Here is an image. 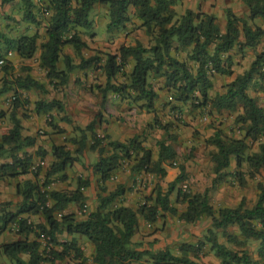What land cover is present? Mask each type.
I'll use <instances>...</instances> for the list:
<instances>
[{
  "label": "trees",
  "instance_id": "16d2710c",
  "mask_svg": "<svg viewBox=\"0 0 264 264\" xmlns=\"http://www.w3.org/2000/svg\"><path fill=\"white\" fill-rule=\"evenodd\" d=\"M243 2L249 9V15L240 17L231 8H226V27L222 31L214 14L187 10L179 16L174 8L177 0H22L23 20L37 27L44 24V35L37 30L33 35L8 38L0 31V41L4 39L2 43L5 46L0 42V59L6 57V52L10 50H15L22 59H32L39 52L40 67L54 87L68 84L75 69L100 64L107 77L101 89L102 107L107 104L108 93L113 92L122 101L141 102V106L151 111L159 99L153 81L163 79L164 87L179 103L191 102L196 109L237 113L235 123L241 126V137L226 136L221 130H216L207 142L213 146L210 153L216 176L213 186L231 176L233 161L235 175L244 184V167L251 178L264 172V142H260L264 138V108L248 93L254 82L264 90V47L257 50L264 42V28L257 23V20H261L264 24V0ZM98 3L108 5V30L125 27L135 16L140 21L138 27L145 30L150 44L138 41L134 45L124 44L117 53H107L104 58L99 54L84 57L82 51L89 45L83 33L93 28L90 13ZM46 12L49 15L43 18ZM66 46L76 51L80 57L78 64L64 54ZM236 48L242 52L246 48L253 49L255 58L245 72L227 85L224 93L212 96L210 91L214 86V76L233 75L231 54ZM61 62L63 68L60 67ZM130 63L132 67L127 73L125 69ZM2 68L6 74L14 69L9 58H6ZM118 75L126 76V81L117 82ZM46 86V82L38 80L30 72L12 81H4L0 94L13 91L14 96L11 106L7 110H0V120L8 118L11 123L0 140V157H9L12 162L0 165V178L29 174L34 164V154L25 149L35 146L38 140L23 133L22 118L25 115L20 116L19 113L23 105L29 103L23 92H42L41 97L34 101L38 114L53 116L54 109L66 113L60 100L48 97ZM63 118L69 120L67 115ZM78 130L82 133L81 139L71 138L77 144L74 151L67 144L52 146V160L43 181L38 178L42 168L39 165L38 170L33 171L35 180L26 179L19 184L18 193L22 201L16 211L7 210L12 203L0 204V233L16 224L18 234L25 237L0 245L4 254L16 259L17 264H27L19 257L22 253L30 256L28 264H63L68 259L73 264H133L140 261L144 254H149L156 264H200L196 259H200L206 246H210L221 264H264L262 182L258 183L260 192L254 206H247L243 199L236 207L217 209L211 204L207 190L197 193L178 187L188 177L185 165L181 164L179 175L170 182L168 191L163 192L159 187L155 196H147L144 204L134 208L125 204L124 197L128 191L123 183H118L112 190L107 189V183L125 163L131 166L132 174L144 172L165 178L167 164H175L178 158L173 145L167 140H159L155 158L152 149L146 147L138 137L120 141L111 139L109 135L99 136L95 132L94 121L85 128L78 127ZM89 131L93 140L91 149L98 153V159L90 167L98 181L97 205L81 219L76 213L64 210L71 203L84 208L87 196L83 188L91 184V177L83 179L80 176L77 187L70 191L51 189V186L56 179H68V169L85 152L86 133ZM256 142H260L258 149L251 151L252 144ZM47 155L43 147L38 148L36 156L41 161ZM174 192L175 200L171 198ZM178 205H183L184 209L179 211ZM26 214L41 216L45 222L33 224L25 217ZM166 214L178 216L187 225L207 218L210 226L205 237L196 244L182 243L178 254L169 248L149 253L139 250L140 243L133 242L139 220L154 224ZM230 227H236L238 234L230 233ZM63 232L85 236L94 245L91 257L86 256L76 238L60 241L58 235ZM31 234L34 239H29ZM221 234L228 242L241 246H245L250 239L259 241L258 258H254L246 249L237 250L221 242ZM40 239L47 241L43 251Z\"/></svg>",
  "mask_w": 264,
  "mask_h": 264
},
{
  "label": "rangeland",
  "instance_id": "374dc122",
  "mask_svg": "<svg viewBox=\"0 0 264 264\" xmlns=\"http://www.w3.org/2000/svg\"><path fill=\"white\" fill-rule=\"evenodd\" d=\"M12 5V10L8 9L5 11V16H0V31L8 38L19 37L24 33L30 32V29L28 30L26 28L28 23L23 20L24 9L22 7V0H15ZM107 9L108 8L106 6H103L102 8L98 7L92 10L91 19H94V14L98 18V21L101 15H103V17L100 19V23L95 27V29L83 33V38L87 42H92L97 37L99 38V41H107L111 38L112 42L108 41L109 46H103V49L98 48L95 52H92L94 50L92 48L84 49V52H87L86 58L97 54L104 58L107 53H116L118 52V47L127 43V38L131 40V43L142 41L146 45L150 44L145 30L143 28H139V22L135 20L128 22L127 26H125L126 28L123 27L124 30L122 28H120L117 32H115L116 30H113L114 33L108 30L110 17L106 11ZM43 11L44 9L42 8V12ZM48 15V12H46V15H42V17L46 18ZM224 18L226 19V17ZM35 28L41 35H44V24L40 27L34 25V29L32 30L31 28V32H35ZM131 29L134 32L133 35ZM3 41L4 39H1L0 42L2 43ZM1 45L5 47L4 43ZM262 47H264V42L257 47V50H261ZM8 52H12L9 59L14 66V69H12L11 73L6 74L2 66H0V89L4 86V81L6 79L7 81H12L15 77L24 76L28 72H30L37 79L43 80L47 84L45 71L40 67V64H38L40 55L39 52L32 59H22L15 50H10ZM8 52H6V55H8ZM75 58L80 61V57L78 55ZM231 58L234 62V73L231 76H214V86L210 91L212 96H215L218 93H224L227 85L230 84L236 76L242 74L249 68L251 62L255 58V51L253 49L246 48L244 52H242L236 48L232 51ZM63 65L64 64L61 66L62 68L64 67ZM131 67L132 64L130 63L126 66L125 71L128 73L131 70ZM27 68H29V70H27ZM90 68H92L91 76L89 79L87 78L85 82L84 80L82 81V78L78 76L79 74H77L76 82L69 81L66 85H57L56 87L49 84L52 89L48 90L49 93L53 97L54 95H57V93L71 94L75 91L83 93L92 90L93 98L89 99L90 103H92L96 97L98 98V95L96 94L97 92H99L101 96V89L105 86L107 77L103 69L100 67V64L94 67L91 66ZM116 81L124 82L126 81V76L118 75ZM153 85L159 92V99L153 110L148 111L147 108L141 106V102L135 103L128 100L125 102L126 105L123 106L120 103L108 100L107 104L103 106L101 110L95 114V116L93 115V118L90 119L89 122H95V132L99 136L109 135L111 139H125V141L133 137H138L139 141H141L146 147L152 149L155 158L157 157L159 149L157 145L159 140H167L168 143L173 145L178 153V158L177 161H175V164H167V176L165 178H159L154 174H146L144 172H141L140 174H132L130 172L131 166L125 163L117 174V177L120 178V183H123L128 191L126 193L127 197L126 195L124 197V201L126 200L125 198H127L130 206L138 208L145 203L147 196H155L159 187L163 192L168 191L170 182L175 180V178L179 175L180 165L184 164L188 177L185 182L179 184L178 187H182L183 190L197 193H204L207 190L211 204L217 209L222 207H236L243 199L245 200L247 206H254L258 200L260 192L258 183L262 182L264 185V172L257 174L254 178H251L247 173V168L244 167L242 172L244 173L245 183L241 184L239 176H237V174L235 175L236 167L235 161H233L230 169L232 171L231 176L213 186V180L216 177L213 169L214 164L210 159V153L213 150V146L208 144L207 139L211 137L216 130H221L226 136L236 138L241 137L243 135L241 126L235 123L237 113H230L229 111L218 112L216 110L210 111L209 109H196L193 107L191 102L183 104L173 99L171 97V93L164 87L163 79H155L153 81ZM41 93L42 92L37 91L23 92L24 98L29 100V103L23 105L22 108L24 110L23 115L25 116L23 118H25V120L28 113L33 112V102L41 97ZM248 93L250 96L256 98L258 103L264 108V90L259 89L256 82H254L248 89ZM13 96V91L0 94V110H7L11 106ZM66 115L69 117V114L66 113L58 114L57 123L54 115L52 116L49 114L40 117L39 121L35 122L37 138L40 139L41 142L42 139L51 140V135L54 133L55 137L52 139L53 143H55L54 140L62 143V145L63 143H66L67 147L74 151L77 148V144H74L71 141V138H75L77 140L81 139L82 133L78 130V127L85 128L87 124H79L76 123V121L74 122L72 119L66 120L63 118H66ZM2 121L3 127L6 129L9 128L11 124L10 120L5 118L2 119ZM60 121L65 123L64 125L66 128L59 126ZM162 127H167V129ZM61 135L66 136V138ZM86 136L87 145L85 152L79 156V161L74 163V165L68 169V173L70 177H72V180L69 182L67 181L64 184L60 183V186L58 184L61 180L56 179L54 181L55 185L70 191L77 186L78 178L80 176L83 177V179L92 177L91 184L89 185L90 194L88 197L94 199L89 202L86 201L84 208L82 207L83 209H80L83 214L88 213L89 206L93 204V201H96L97 203L98 193L97 176H95L90 170L91 165L98 159V153L97 151L91 149V143H93V140L91 139V132H87ZM107 141L108 140L105 142ZM260 142H264V138H261ZM260 142L252 144L251 151L257 150L258 143ZM44 161L49 162L47 156ZM40 179L44 180V177ZM107 189L112 190V179L107 183ZM171 198L173 200L176 199V192L172 194ZM78 207L80 208V206ZM178 209L179 211H182L184 206L178 205ZM168 218L172 219V222L169 221ZM36 220H40V218L36 217ZM161 220L165 221V224H163L164 226L161 225V221L160 223H156L154 226H156V230L167 233V236L168 233L171 234V232L174 231L188 234V236L182 235V239L179 241L180 244L175 245L177 248L180 247L183 241L192 238L191 231L199 232L200 235L197 236V238L203 239L207 228L210 226V220L207 218H204L196 224L190 225L183 223L178 216H171L167 214L164 215ZM172 226L174 229L171 228ZM151 228L153 229V227ZM229 232L238 234V229L236 227H230ZM194 238L195 237H193V239ZM194 240L196 241V239ZM219 240L221 242H225L234 249H246L254 258H258L260 242L257 240H247L245 246L228 242L227 238L222 234L220 235ZM209 254L207 253L204 255V258L207 259L208 256H210ZM209 264H221V260L219 258H211Z\"/></svg>",
  "mask_w": 264,
  "mask_h": 264
},
{
  "label": "crops",
  "instance_id": "0c3cea01",
  "mask_svg": "<svg viewBox=\"0 0 264 264\" xmlns=\"http://www.w3.org/2000/svg\"><path fill=\"white\" fill-rule=\"evenodd\" d=\"M14 1L15 0H10V2L3 3L2 0H0V16L1 15L5 16L6 10H8V9L12 10V6H13L12 4ZM101 6L102 7L106 6L108 8V5L98 3V4H95V6L93 7L92 10H94L95 8H98V7L102 8ZM174 8H175V10L179 16L183 15L187 10H192L194 12H203V13H208V14H214L218 19V23H219L222 31L225 30V27H226V19L224 18V17H226V12H225L226 8H231L234 11V13L240 17H247L249 15V9L245 5L243 0H177V3H176ZM106 11L108 13V9ZM131 11L133 12V8L131 9ZM102 17H103V15L100 16L99 21H98V18L94 14V19H91V13H90V19L94 22V26L91 30L95 29V27L97 25H99L100 19ZM133 20L140 23V21L135 16H132L131 21H133ZM257 21H258V23L260 21L259 24L261 26H263V28H264V24L262 23V21L261 20H257ZM34 25L35 24L28 23L26 25V28L28 30L30 29V32L24 33V34L33 35L37 30L35 28V32H31L34 29ZM125 26H127V23ZM31 28H32V30H31ZM122 29L124 30V28H122ZM118 30L119 29H117L115 32H117ZM131 31H132V29H131ZM133 34H134V32L132 31V35ZM127 39H128V41H127V43H125V45H134L137 43V42L131 43V40L129 38H127ZM108 41L112 42V39L109 38L107 41L106 40H104V41L100 40L99 41V38L97 37L92 42H87V43L89 45V48L94 49L92 52H95V50L98 48L103 49V46H109ZM139 42H142V41H139ZM120 47H118V50ZM64 54L69 55L73 59L74 64H78L80 62L75 58L77 56V53L73 49V47L66 46L64 48ZM86 54H87V52L85 53L83 50L82 55L84 57H86ZM38 64H40V62H38ZM62 64H63V62L60 63V67L62 66ZM91 73H92V68L75 69L71 73L69 81L76 82L77 74H79L78 76H80L82 78V81L84 80V82H85L87 78L88 79L90 78ZM45 74H46V72H45ZM40 81L44 82L43 80H40ZM46 87L48 90L51 89V86H49V80L48 79H47V86ZM49 94H48V97H50V99L55 98V99L60 100L65 106L66 114H69V119H72L74 122L76 121V123H79V124L82 123V124L88 125V123L90 122V119L93 118V115L95 116V114L97 112H99V110H101V108H102L101 96H100L99 92L96 93L98 95V98L96 97L94 99V101H92V103H90L89 99L93 98V91L92 90H90L89 92H83V93L82 92H76V91L72 92L71 94H64V93L59 94V93H57V95L53 94L54 95L53 97L51 96V94L50 95ZM108 100H111L112 102H115V103L116 102L120 103L123 106L126 105V103H125L126 101H122L119 98V96L113 92L108 93ZM3 110H5V109H3ZM58 113L62 114L65 112H60L57 109H54L52 111V114L54 115L56 123L58 122V120H57ZM19 114H20V116L22 114H24V110L21 109ZM45 115H49V114H38L35 111V106H34L33 112L28 113V116H26V120H25V118H22V125L24 128L23 133L25 135L37 137V134H36L37 129H36L35 122H38L40 117H43ZM2 122L3 121L0 120V140H1L2 135L5 134L9 130V128L6 129L3 127ZM64 124H65L64 122L60 121L59 126L62 128H66V126ZM80 126H82V125H80ZM51 136L53 139L55 137V134L53 133V135H51ZM61 136H63V135H61ZM63 137L66 138V136H63ZM52 139L51 140L42 139V142H41V140L37 138L38 143L35 146L27 147L25 149V151H27L31 154H34V164L31 168V173L21 175V176H16V177H8L7 176V177L0 178V204L7 203V202L12 203V206L7 207L8 211H16L17 210L19 203H21V201H22V196L18 193V186L20 183H22L26 179L35 180L33 171L34 172L37 171V168L39 165H41L42 170H41L38 178L39 179L43 178V177L45 178V172H46L48 166L50 165V161L52 160V155H51L52 146L54 144L62 145V143L56 142L55 140H54L55 143H53ZM116 140L125 141V139H122V140L116 139ZM63 144H66V143H63ZM39 147H43L48 152L47 157H48L49 162L41 161L40 157L36 156L37 150ZM10 162H12L11 158L6 157V156L0 157V165L5 164V163H10ZM168 172H169V170H168ZM67 174H68V179L65 181H62V182L60 181L58 184L59 186L61 184L66 183L67 181L69 182L72 180V177H70L68 171H67ZM117 174L112 177V189H114L115 186L118 183H120V178L117 177ZM91 179H92V177H91ZM58 185H55V183L53 182L51 189L65 190L62 187H59ZM76 187H74L73 190ZM83 191H84V194L88 197L90 194L89 186L86 188H83ZM126 197H127V195H126ZM92 199H94V198L88 197L87 201L88 202L92 201ZM125 199H126L125 204L129 205L127 198H125ZM96 205H97L96 201H93V204L90 205L91 207L89 206L88 212L92 211L96 207ZM78 206L79 205L77 203H71V204L67 205L64 212H73V213H76L78 218H81V219L85 218L86 214H83V212L80 210V208ZM25 217H28L29 221L32 222L33 224H39V223L45 222L44 218L41 216H38V215L26 214ZM36 217H39L40 220H36ZM168 220L172 222V219L168 218ZM160 221L162 222L161 225L165 224V221L161 220V219L158 220L157 222H155L154 224H149L144 219H140L139 220V229H138L137 233L135 234V236L133 237V242L140 243V245L138 246V249L141 251H145V253L146 252L147 253L157 252V251L166 250L167 248H169L174 254H178L179 248H177L175 245L180 244L179 241L182 239L181 238L182 235L188 236V234L187 233L183 234V233H180L178 231H174V232H171V234L168 233V236H167V233H165L164 231L156 230V226H154L156 223H158V222L160 223ZM151 227H153V229ZM171 228L174 229L173 226ZM191 233H192L191 234L192 238H189L188 240L183 241L182 243L188 242L191 244H196L199 240H201V238H197V236L200 235L199 232L191 231ZM193 237H195L194 239H196V241L193 239ZM58 238L60 241H66V240H69L72 238H76L79 245L82 247L86 256H88V257H91V255L94 252V245L85 236L68 235L66 232L65 233L63 232L62 234L58 235ZM20 239H25V237L18 234V226L16 224H12L11 226L8 227L7 230L0 233V245L4 244V243L14 242V241H17ZM29 239H34V235L31 234L29 236ZM40 241L42 243L41 250L43 251V249L47 245V241L44 239H40ZM206 247L204 248V250H206V251H204V253L203 252L201 253L200 259H196L197 262H199L200 264H209V261L211 260V258L212 259H218V257H216L214 252L211 250L210 246L209 247L206 246ZM207 253L208 254L210 253L209 254L210 256H208V258L205 259L204 255H206ZM19 257L25 263L28 264V261L30 259V256L28 254L22 253V254H19ZM0 264H17V261H16V259L4 254V252L0 248ZM39 264H50V263L49 262H40ZM63 264H73V262L70 259H68ZM133 264H156V263L154 262L153 259H151L149 254H144L143 258L140 261L134 262Z\"/></svg>",
  "mask_w": 264,
  "mask_h": 264
},
{
  "label": "built area",
  "instance_id": "2783aa9c",
  "mask_svg": "<svg viewBox=\"0 0 264 264\" xmlns=\"http://www.w3.org/2000/svg\"><path fill=\"white\" fill-rule=\"evenodd\" d=\"M11 55H12V52H8V55H6V57L0 59V66H3L6 58L8 59L9 56H11Z\"/></svg>",
  "mask_w": 264,
  "mask_h": 264
}]
</instances>
